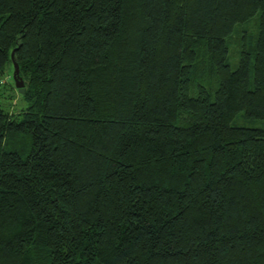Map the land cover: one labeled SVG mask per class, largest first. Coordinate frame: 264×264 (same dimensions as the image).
I'll use <instances>...</instances> for the list:
<instances>
[{
	"label": "trees",
	"instance_id": "16d2710c",
	"mask_svg": "<svg viewBox=\"0 0 264 264\" xmlns=\"http://www.w3.org/2000/svg\"><path fill=\"white\" fill-rule=\"evenodd\" d=\"M0 264H264V0H0Z\"/></svg>",
	"mask_w": 264,
	"mask_h": 264
},
{
	"label": "rangeland",
	"instance_id": "374dc122",
	"mask_svg": "<svg viewBox=\"0 0 264 264\" xmlns=\"http://www.w3.org/2000/svg\"><path fill=\"white\" fill-rule=\"evenodd\" d=\"M257 18H258V15H255L252 18V20L249 22L252 25H245L244 26V28L246 26H248L247 29L249 30V33L256 31L253 23H256ZM234 39H237V38L234 37L233 41H234ZM235 49L236 48H235V46L233 44H231L229 46V64H230L232 69L235 68V66L237 64V61H238V58H237L238 55H237V52L235 51ZM12 72H13V67L9 69V73L2 80L3 82H5V84L7 86V90L5 91V97H7L9 95V93H11L14 96V99L12 100V106H11L10 100H8L7 98H6L7 101H6V99L3 98L2 102L5 103V104L9 103L10 107L12 108V110L14 112H16L20 108L24 107L26 103L23 100V98L20 96L18 90L14 86ZM255 125L256 126H261V123H256Z\"/></svg>",
	"mask_w": 264,
	"mask_h": 264
},
{
	"label": "water",
	"instance_id": "95a60500",
	"mask_svg": "<svg viewBox=\"0 0 264 264\" xmlns=\"http://www.w3.org/2000/svg\"><path fill=\"white\" fill-rule=\"evenodd\" d=\"M14 51L15 50L12 49L11 54H10L12 64H13L12 76H13L14 86L20 94H23L25 92V83H24L23 78L19 75V66H18V63L14 60Z\"/></svg>",
	"mask_w": 264,
	"mask_h": 264
}]
</instances>
